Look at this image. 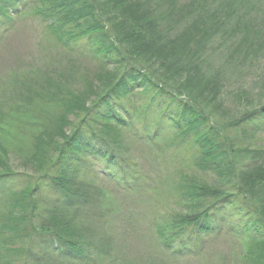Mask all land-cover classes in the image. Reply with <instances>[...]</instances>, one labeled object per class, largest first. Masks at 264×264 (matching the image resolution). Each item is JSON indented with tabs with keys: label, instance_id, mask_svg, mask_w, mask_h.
<instances>
[{
	"label": "trees",
	"instance_id": "16d2710c",
	"mask_svg": "<svg viewBox=\"0 0 264 264\" xmlns=\"http://www.w3.org/2000/svg\"><path fill=\"white\" fill-rule=\"evenodd\" d=\"M256 6L264 2L0 0L1 38L32 20L60 50L54 71L13 74L0 90V264L112 259L103 182L143 192L139 146L173 168L176 206L151 223L164 249L201 255L228 232L241 239L242 264H264V103L217 118L221 75L202 71L218 34L236 54L254 47L248 34H264L253 24L264 16L248 11Z\"/></svg>",
	"mask_w": 264,
	"mask_h": 264
},
{
	"label": "rangeland",
	"instance_id": "374dc122",
	"mask_svg": "<svg viewBox=\"0 0 264 264\" xmlns=\"http://www.w3.org/2000/svg\"><path fill=\"white\" fill-rule=\"evenodd\" d=\"M255 5L256 3L251 7ZM248 11L252 12L253 18L257 11V15L264 16V6L261 11L259 6ZM254 23V26L263 28L264 23ZM248 35L247 41L254 43V47L242 44L237 54L234 48L238 45L232 41L223 46L219 34L209 45V50L215 49L208 55L210 59L207 57L209 66H203L202 71L206 75H221V79H218L219 91L217 89V93L221 92V97L218 105H213L217 107L216 110L213 108L217 118L226 120L228 117H238L247 107L255 108L264 103V34L260 38L255 37L257 34ZM243 36L237 35L236 42ZM0 41V90L12 83L13 74L22 81L30 78L26 75L32 72L54 71L57 67L54 63L59 61L60 50L55 47L51 38L44 35L35 21L17 22L12 29L2 33ZM262 144L264 145V141ZM133 154L140 160L142 174L149 181L143 179V192L140 193H122L113 182H103L110 196L107 199L108 205L113 209L107 220L113 258L104 259L101 263L242 264L244 246L241 245V239L228 232L209 240L201 255L176 254L162 247L151 223L158 211L169 212L176 206L177 192L173 182L168 181V174L173 168L166 166L151 147L139 146L133 150ZM7 163L18 171H25L20 161L13 157L7 159ZM158 182L164 184L162 189ZM14 186L18 187L17 184Z\"/></svg>",
	"mask_w": 264,
	"mask_h": 264
}]
</instances>
